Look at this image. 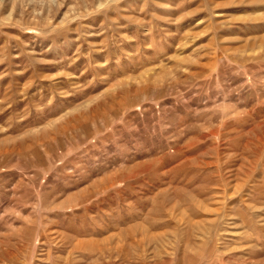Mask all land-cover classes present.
<instances>
[{"label":"rangeland","instance_id":"rangeland-1","mask_svg":"<svg viewBox=\"0 0 264 264\" xmlns=\"http://www.w3.org/2000/svg\"><path fill=\"white\" fill-rule=\"evenodd\" d=\"M162 256L264 264V0H0V264Z\"/></svg>","mask_w":264,"mask_h":264},{"label":"bare ground","instance_id":"bare-ground-1","mask_svg":"<svg viewBox=\"0 0 264 264\" xmlns=\"http://www.w3.org/2000/svg\"><path fill=\"white\" fill-rule=\"evenodd\" d=\"M206 186V185H205ZM155 255H156V253H154ZM189 255V254H188ZM187 257H189V256H187ZM193 257V256H192ZM190 258V257H189ZM194 259V258H193ZM155 261V260H154ZM148 262V261H147ZM174 261H172L171 259H169V258H163V256L162 257H160V259H157L154 263H152V264H169V263H173ZM191 263H192V259H191Z\"/></svg>","mask_w":264,"mask_h":264}]
</instances>
